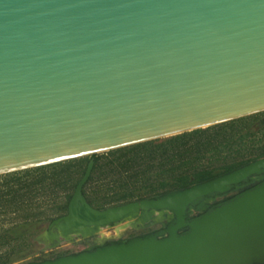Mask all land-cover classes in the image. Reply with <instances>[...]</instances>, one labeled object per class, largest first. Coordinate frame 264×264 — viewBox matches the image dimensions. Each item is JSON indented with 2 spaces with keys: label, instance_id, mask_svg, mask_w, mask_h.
<instances>
[{
  "label": "water",
  "instance_id": "water-1",
  "mask_svg": "<svg viewBox=\"0 0 264 264\" xmlns=\"http://www.w3.org/2000/svg\"><path fill=\"white\" fill-rule=\"evenodd\" d=\"M263 111L264 0H0V175ZM93 166L90 160L52 235L168 210L175 219L167 236L32 264H135L142 248L165 264L159 258L195 221L238 198L188 222L190 206L260 173L264 159L106 210L91 208L83 195ZM196 251L185 252L192 263L212 260L198 261Z\"/></svg>",
  "mask_w": 264,
  "mask_h": 264
},
{
  "label": "rangeland",
  "instance_id": "rangeland-1",
  "mask_svg": "<svg viewBox=\"0 0 264 264\" xmlns=\"http://www.w3.org/2000/svg\"><path fill=\"white\" fill-rule=\"evenodd\" d=\"M205 129L187 139L185 147L176 148L180 152L188 148L190 153L184 154L182 160L176 156V162L163 165L161 170H167L164 174L157 166L162 161L160 153L163 148L154 154V158L149 159V156L160 143L165 144V138L137 149L136 154L125 150L114 155H95L97 168L92 181L84 187L86 202L93 209L106 210L182 190L174 188V178L164 180L165 176L178 175L176 167L179 171L185 166L190 168L188 181L191 187L264 159V111ZM164 149L167 155L176 151L170 147ZM89 158L75 159L65 168L60 165L29 173L0 175V264L42 263L150 236L156 239L167 236V229L174 221L169 211L157 212L154 217L150 216L152 212L140 211L104 227H83L87 230L79 228L82 231L57 237L52 235V223L66 214L67 203ZM148 165L151 168L143 175L142 170ZM63 168L68 173H62ZM170 169L171 172L168 171ZM132 173L136 175L131 176ZM201 174L208 180L199 182ZM162 182L165 183L164 188ZM263 183L264 169L222 193L196 201L188 209L186 221L196 220ZM13 185L24 188L16 202L10 203L5 200L8 198L7 188ZM188 231L189 227H184L178 234ZM210 242L205 256L196 253L199 259L203 256L208 258L218 250L217 247H221V252L202 264H264L262 221L242 231L232 228L217 230L210 235Z\"/></svg>",
  "mask_w": 264,
  "mask_h": 264
},
{
  "label": "bare ground",
  "instance_id": "bare-ground-1",
  "mask_svg": "<svg viewBox=\"0 0 264 264\" xmlns=\"http://www.w3.org/2000/svg\"><path fill=\"white\" fill-rule=\"evenodd\" d=\"M143 211H148V210H143ZM162 211H168V210H161V211L151 210L148 212H152L150 216L154 217L157 215V212H162ZM136 212H140V211H134L129 215H127L126 217H124L123 219L127 218L128 216ZM257 213H259V215L264 213V186L253 192L244 194L236 201L230 202L216 209L215 212H213L212 214L195 221L192 224L191 233L186 236L177 238L175 249L169 252L167 257L164 258L160 257L159 259L161 261H164L165 264H194L192 263L191 259L185 254L186 251L197 250L196 253L205 256V253L209 252L210 249L209 244L211 243L210 242L211 234H213L215 231L220 229L226 230L230 228L236 231H242L246 227H252V225L259 223L261 221L264 222V217H263L261 219H256L253 221L251 219L247 223L240 225L241 222L246 221L248 218H253V216H255V214ZM100 227H104V226H100ZM79 228H83V227L73 228L72 230L66 232L65 234H62L60 232L59 236L67 235L70 232L87 230V228L85 229L83 228L82 230ZM92 228H98V227H92ZM55 237H57V235H55ZM202 247H204L205 250L204 249L201 251L198 250L199 248ZM217 248L218 250L215 253L209 255L208 258H212L216 256L217 253L219 254L221 252V247H217ZM148 250L149 248L140 249L135 264H156L155 261H157L158 259L153 255L150 256L147 255ZM204 256L198 261L201 262L205 261L207 258Z\"/></svg>",
  "mask_w": 264,
  "mask_h": 264
},
{
  "label": "trees",
  "instance_id": "trees-1",
  "mask_svg": "<svg viewBox=\"0 0 264 264\" xmlns=\"http://www.w3.org/2000/svg\"><path fill=\"white\" fill-rule=\"evenodd\" d=\"M241 119V118H240ZM239 119V120H240ZM238 120V119H237ZM233 121H235V120H233ZM202 129H200V130H195V131H191V132H187V133H183V134H180V135H176V136H172V137H169V138H165L166 140H165V144H162V143H160L155 149H154V151H152V152H150V156H149V159L151 158H154L153 156H154V154H156V153H158L157 151L159 150V149H161V148H163V151L160 153L161 154V156H163V158H162V161H160L161 163H159L157 166H158V169L160 168V170L162 169V167H163V165H165V164H167L168 162L169 163H171V164H173L174 162H176V160H174V157H176V156H178L179 157V160H182V157H183V155L185 154V156H187L190 152H189V149L188 148H186V149H184L183 151H179L178 149H176V148H180V147H185L186 146V144L188 143L187 141V139H190L193 135H197V134H199V133H201V132H204V131H201ZM206 130V129H205ZM159 140H155V141H151V142H146V143H142V144H138V145H134V146H130V147H125V148H121V149H117V150H113V151H109V152H106L105 154L106 155H114L115 153H117V152H121V151H125V150H127V151H130V152H133V153H137L138 151H137V149H140V148H143V147H147L148 145H150V144H152V143H155V142H158ZM166 147H170V148H172V149H176V151H175V153H173V154H171V155H167V153H166V150L164 149V148H166ZM164 155H166V156H164ZM90 160H93L94 161V166H93V169H92V172H91V175H90V178H89V180H88V182L86 183V185L88 184V183H90L91 181H92V179H93V174H94V172H95V170H96V168H97V162H98V158L95 156V155H93V156H90V158H89ZM188 159H189V157H188ZM75 160V159H74ZM74 160H70V161H65V162H62V163H55V164H51V165H46V166H42V167H37V168H34V169H28V170H23V171H19V172H14V173H9V174H6V175H15V174H17V173H20V172H24V173H29V172H31V171H36V170H40V169H43V168H47V167H54V166H60V165H63L62 167H64L65 168V166H68L67 164H69V163H72ZM79 160H82V159H79ZM89 160V161H90ZM178 161V160H177ZM184 165V163L182 164V166ZM123 167V166H122ZM64 168H63V170H64ZM151 168V166H147L144 170H142V174L143 175H145L146 174V172L149 170ZM178 168L179 167H176V169L175 170H177V172H178V175L177 176H175V177H172V175H171V177H166L165 176V178H164V180H167V178H174V182H175V184L176 185H173L174 186V188L175 189H185V188H187V187H189L190 185H192L191 184V182H189L188 181V179H189V177H190V175H189V170H190V168H188L187 166H185L184 168H182V169H180V171L178 170ZM168 171H170L171 172V169L170 170H168ZM161 172H162V174H164L165 172H167V170H161ZM62 173H68L67 172V169L66 170H64ZM170 174V173H169ZM136 175V173H132V175L131 176H135ZM203 176V174H201V175H199L198 177L200 178L198 181L199 182H204V181H206V180H208V179H205L204 177H202ZM162 185V187L164 188L165 187V183L164 182H162L161 183ZM85 185V186H86ZM84 186V187H85ZM22 188H24L23 186H15V185H13V186H9L8 188H7V195H8V198H7V200H5V201H7V202H14L16 199H17V197H20L21 195H20V193L19 192H21V190H22ZM83 194H84V188H83ZM85 195V194H84ZM16 202V201H15Z\"/></svg>",
  "mask_w": 264,
  "mask_h": 264
}]
</instances>
